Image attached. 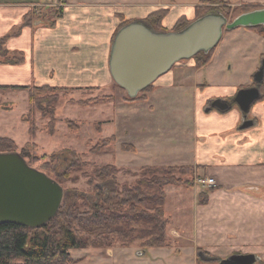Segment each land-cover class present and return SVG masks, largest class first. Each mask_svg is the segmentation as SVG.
I'll use <instances>...</instances> for the list:
<instances>
[{"label":"crops","instance_id":"obj_1","mask_svg":"<svg viewBox=\"0 0 264 264\" xmlns=\"http://www.w3.org/2000/svg\"><path fill=\"white\" fill-rule=\"evenodd\" d=\"M202 1L63 0L58 7L55 0H0V94H17V89L4 88L7 86L115 90L108 61L120 23L145 21L151 13L164 10L160 26L171 30L179 18L194 20L195 8ZM218 1L236 8L264 7V0ZM237 29L223 33L207 64L195 67L193 59L176 64L174 71L171 68L158 78L147 99L139 101L142 106L134 101L124 107L134 111L148 106L152 110L156 105L159 109L160 102L172 101L174 118L161 131L159 141L168 155L162 157L153 150V156L162 160L157 164L192 166L196 179L214 178L213 186L196 183L190 188H174L171 236L177 254L187 264H193L191 258L199 252L220 260L252 254L257 259L254 264H264V77L259 85L261 96L246 115L233 104L239 89L255 85L253 76L259 60H264V48L253 53L244 76L232 82L226 81L220 62L213 73L208 68L207 75L198 77L223 44L232 49L234 42L259 38L246 27ZM244 42L237 43L238 52L247 49ZM17 56H22L21 62L14 61ZM216 99L232 103L231 108L206 111ZM12 108L5 110L0 101V115ZM244 121L251 124L242 127ZM157 124L150 117L146 122L131 118L125 124L129 140L139 136L147 141L142 133ZM201 193L206 194L203 203ZM115 257L112 253L110 259Z\"/></svg>","mask_w":264,"mask_h":264},{"label":"rangeland","instance_id":"obj_2","mask_svg":"<svg viewBox=\"0 0 264 264\" xmlns=\"http://www.w3.org/2000/svg\"><path fill=\"white\" fill-rule=\"evenodd\" d=\"M240 8L230 6L229 11L224 13L227 20L232 21L240 15ZM255 32L257 31L253 32L254 35H257ZM259 35H257L259 38L253 36L254 38H246L232 43V49L224 48L223 44L218 49V56L212 64L205 70H201L198 77L207 75L208 68L213 73L218 62L223 63L221 67H223L227 82L244 76L253 53L260 52L264 48V40L261 39V37L264 39V36L260 35V37ZM244 41L248 43V50L243 49L238 52L235 49L238 48L237 43L246 44ZM183 63H187V61L182 60L177 64ZM261 63L262 60H259V67ZM174 67L175 65L172 67L173 71L176 69ZM159 81L157 79L152 84V90ZM113 87L116 89L104 90V92L73 88L33 89L31 87V94L34 96L33 102L29 100L30 90L28 89L17 90V94L13 93V96L6 93L7 96L2 97L0 94V101H3L5 110L10 109V105H13L12 110L6 111L3 116L0 115V137L12 139L16 145L15 151L21 153L31 167L43 171L50 177L54 173L62 174L64 177L60 184L64 189V195L68 197V203L75 202L81 210L87 211L89 205L86 203L95 200V196L98 195L97 190L102 193L107 192V183L92 176L93 171L97 168L115 165L118 168L117 181L121 184L133 185L144 166H159L157 163L162 162L160 158L153 156V150H155L156 155H158L157 152H160L162 157L168 155L167 151L162 149L163 145L159 141L162 136L161 131L163 132V128L171 123L174 118L173 102H160L161 107L159 109V106L156 105L152 110L148 106L142 109L139 107L134 111L126 110L124 108L126 103H133L134 101H126L128 98L126 92L115 83ZM109 96L110 98H108ZM46 98L55 99L50 103ZM97 100L99 101L98 104H85ZM139 103L137 105L142 106V102ZM53 107L54 119L50 122L51 119L48 115ZM32 108L33 112L30 116L29 110ZM45 110L47 113L44 112ZM45 113L46 116H44ZM133 117L143 122H146L150 117L154 123H158L155 125L156 130L146 129L143 133L141 132L145 134L149 142L139 136L137 138L134 136L132 140H129L125 124ZM29 119L30 121L33 120L35 126L34 136H31L29 131ZM98 124L100 125L98 126ZM111 138H114V141L111 142ZM124 146H131L135 151H124ZM77 155L79 162L83 164L80 168H77L78 164H75L74 167L71 166L78 161ZM179 167L192 168V166L186 165H179ZM176 173L179 177V185L169 184L164 188L166 198L164 210L170 216V225L167 228V234L170 238L168 247H144L146 225L135 223L130 225L132 232H130L131 239L128 241H117L109 248L89 245L85 248L72 249L70 254L74 259L73 264H187V260L177 254L178 250L175 248L177 246L171 236L175 223L173 216L174 188H190L182 184L186 180L180 176L182 172ZM189 177H191L192 186L195 185L197 181L193 173ZM90 178H92V183L89 181ZM112 253L116 254L113 260L110 259ZM191 260L194 261L193 264L195 261L196 264H217L220 259L211 258L199 252L195 259L193 257Z\"/></svg>","mask_w":264,"mask_h":264},{"label":"trees","instance_id":"obj_3","mask_svg":"<svg viewBox=\"0 0 264 264\" xmlns=\"http://www.w3.org/2000/svg\"><path fill=\"white\" fill-rule=\"evenodd\" d=\"M202 4L195 8L196 18L217 11L225 15L224 13L230 9L228 5L218 0H203ZM253 9L255 8L241 7L240 12L244 13ZM164 14V10L151 13L145 21L156 31H167L160 26ZM128 22L130 21L123 20L118 29ZM190 22L183 17L179 18L171 30H182ZM246 28L257 31L258 34L264 36L262 25ZM213 50L207 53H197L192 58L195 61V66L202 67L207 64ZM21 60L22 56H17L14 61L18 63ZM31 87L33 89L61 88L49 85H42L41 87L7 86L4 88L28 89L30 90L29 100L33 102L34 96L31 94ZM151 90L152 85L145 88L136 97L126 98V101L146 100V94ZM46 99L51 103L55 98ZM98 102V100L89 101L85 104H98ZM29 111L31 116L33 108ZM53 112L54 107L48 115L51 119L50 122L54 119ZM46 113L44 116L47 115ZM29 124L30 134L34 136L35 126L33 120ZM112 141H114V138H111ZM15 149L16 145L12 139L0 137V152H16ZM123 150L135 151L131 146H124ZM19 154L22 156L21 153ZM22 157L24 158V156ZM76 158L78 161L71 164V166L74 167L75 164H78L77 168L82 167L83 164L79 162L78 155ZM179 171L182 172L180 176L186 179L182 184L185 187H191L192 180L189 177L193 173L191 167L144 166L133 185L121 184L117 181L118 168L115 165L97 168L93 171L92 176L99 178L101 182L107 183V192L102 193L96 189L98 195L95 196V200L86 203V205H89L87 211L81 210L75 202L68 203V197L64 195L57 214L39 228H29L11 223L0 224V264H73L74 259L70 254L72 249L85 248L89 245L109 248L117 241H128L131 239L130 232H132L130 225L135 223L146 225V238L142 237L145 238L144 247H168L170 238L167 234V228L170 225V216L164 210L166 199L164 188L169 184L179 185V177L176 175V172ZM52 177L60 183L64 176L60 173H54ZM89 181L92 183V178ZM76 196L79 195L76 194ZM205 200L206 194L201 193L200 202L203 203Z\"/></svg>","mask_w":264,"mask_h":264},{"label":"water","instance_id":"obj_4","mask_svg":"<svg viewBox=\"0 0 264 264\" xmlns=\"http://www.w3.org/2000/svg\"><path fill=\"white\" fill-rule=\"evenodd\" d=\"M259 25L264 26V7L241 13L232 21L221 12H211L179 31H156L144 20H132L121 26L112 39L109 74L129 98H134L179 61L214 49L225 30ZM263 77L264 60L253 76L255 85L239 89L233 98L243 115L260 98ZM231 106L232 103L216 99L206 111H226ZM250 124L244 121L242 127ZM63 196L60 183L31 167L18 152H0V224L39 228L57 214ZM256 260L252 254H239L217 264H254Z\"/></svg>","mask_w":264,"mask_h":264},{"label":"built area","instance_id":"obj_5","mask_svg":"<svg viewBox=\"0 0 264 264\" xmlns=\"http://www.w3.org/2000/svg\"><path fill=\"white\" fill-rule=\"evenodd\" d=\"M55 1L58 7L63 3V0H55ZM196 181L201 185H207V186L215 185L214 178H197Z\"/></svg>","mask_w":264,"mask_h":264}]
</instances>
